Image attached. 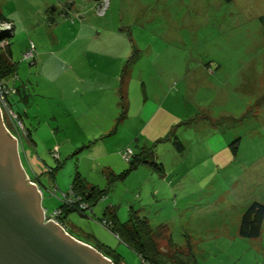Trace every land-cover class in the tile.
Wrapping results in <instances>:
<instances>
[{
  "label": "rangeland",
  "instance_id": "1",
  "mask_svg": "<svg viewBox=\"0 0 264 264\" xmlns=\"http://www.w3.org/2000/svg\"><path fill=\"white\" fill-rule=\"evenodd\" d=\"M0 11L15 26L9 38L17 65L15 81L30 82L26 93L32 106L27 113L14 116L16 102L24 106L15 94L13 110L0 117L7 139L18 144L24 185L31 182L23 170L31 178L35 175L34 163L25 159L28 140L23 129L40 140L35 157L56 169L54 181L49 173L39 175L38 182L34 178L42 189L36 190L40 207L48 216L62 214L58 207L76 173L101 190L109 188L96 205L89 208L84 202L89 209L70 213L63 223L58 220L66 235L100 245L105 249L97 247L102 256L118 258L115 264H142L123 237L103 225L104 211L112 208L121 224L135 215L148 223L158 251L156 264H264V224L257 239L239 236L248 207L264 206V0H0ZM83 25L91 26L92 33L78 40L75 31ZM82 45L110 48L104 54L113 62L110 73L103 75L92 64L91 79L113 78L125 65L119 76L137 85L144 80L153 102L168 97L164 122L173 121V114L181 117L174 128L158 134L162 143L152 144L153 162L164 166L163 177L142 165L109 185L105 169L112 167L120 176L130 168L121 155L138 153L133 118L105 138H87L85 133L79 139L85 128L72 106L88 114L101 92L83 74L76 95L70 97L72 87L61 85V99L42 70L50 55L66 67L75 64L84 52L57 56L58 51ZM30 47L35 56L26 60ZM132 93V103L144 99L141 90ZM59 124L64 134L54 132ZM174 136L183 144V153L172 146ZM140 140L143 145L145 138ZM129 141L131 149L114 154Z\"/></svg>",
  "mask_w": 264,
  "mask_h": 264
},
{
  "label": "crops",
  "instance_id": "2",
  "mask_svg": "<svg viewBox=\"0 0 264 264\" xmlns=\"http://www.w3.org/2000/svg\"><path fill=\"white\" fill-rule=\"evenodd\" d=\"M7 24L11 25L13 27V30H14L15 26H14L13 20L9 19V23H7ZM89 28H92V27L88 26V25H83L80 29H78V31H75L78 33V36L76 39L79 40L80 37H83L87 34L89 36L90 32L92 33V30ZM85 47L86 46H83V45L82 46H70V47L65 48L64 50L58 51L59 54H57V56H60L61 54H67V53L84 52V56L83 57L81 56V58L78 59L77 62L75 64H72L70 67H66L60 59H57V58L50 55L49 56L50 61L48 62L47 66H46L45 72L42 70V74H43L44 78L46 79L47 84L54 86L55 91L59 92V97L61 99L64 98V96L62 95L64 93H62V94L60 93V91L63 90L61 85L68 84L70 87H72L71 88L72 90H71L69 96L70 97L74 96L77 94L78 86L84 82V78H82L83 74L87 75L85 80L88 82H91V86L93 88H96L98 91L101 92V95L98 94L100 96L96 97L92 101L93 104L91 105L88 114L83 113L80 108H78L76 106H72V109L74 110V114L79 116V119L83 120L82 124H83V127L85 128L82 131L79 139H82V138L84 139L85 136H83V135L85 133L88 136L87 138H90V136L96 137L97 134L100 137L105 138L106 136H109L113 131H115V129L117 132L119 127H124L125 125H127V123L130 121V119L133 118L134 120H137V123L134 124V130L135 131L137 130L136 132H138L139 137L135 138L134 141L137 144L136 148L138 150V153L142 149L150 148L153 143L154 144L162 143L160 141L161 140L160 138L162 135H158V134H162L163 131L168 130L170 127L174 128V126L178 123V120L179 121L181 120V117L179 119L178 115L173 114V116L171 118V119H173V121L167 120L164 122L165 113L168 112V110L165 108V103L167 102L168 97L165 96L164 99L162 100V102L160 101V103H157L155 100L154 101L156 103L153 102V99L150 98L148 95V89L146 87L147 85H146V82L144 80H142L140 78V84L137 85V84L133 83L132 78H130V77H126V78L120 77L121 76L120 74L121 73L123 74L125 72V70H124L125 65L119 68L118 73H115L113 78H111V75H110L109 79H107V80H105V79L102 80L99 76L96 79H91L92 74H91L90 69L92 68V64L95 66V68L97 70H99V72L101 74L105 75L106 74L105 72L107 70L110 73V66H111V63H113V62L109 59V57H105V55H104L107 52V50L110 49L109 47L108 48L106 47V49H103V48L97 49V47H88L87 49H85ZM93 48H96V49H93ZM91 49H93V50H91ZM117 49L119 50L120 48H117ZM114 50L117 51L116 49H114ZM121 50L124 51L123 49H121ZM91 51L93 53L92 57L89 56V52H91ZM42 54H44V53H41L39 56H41ZM48 54H51V53H48ZM11 56H12V58L14 57L13 49H11ZM77 58H78V56H77ZM91 58L92 59L95 58L96 61L95 60L89 61L88 59H91ZM82 60H84V62H82ZM12 61H13V59H12ZM89 64H90V67H89ZM75 70H76V73L74 74ZM17 76H18V74L16 72L14 77H12L8 81H6V83L10 87L13 86L12 87L13 93H12L11 98L13 99L15 97L14 95L17 94L20 97L19 100L21 101V103L24 104V106H21V105L19 106L18 104H20V103L16 102L17 112H19L20 114L24 112L26 114L27 110L32 106V98H29V97H31V95L30 94L28 95L26 93L28 91L27 87H28L30 82L28 81V84H25L23 81H20V83L18 84L17 81H15V78ZM59 76H64V78L59 79L58 78ZM59 81H60V84H59ZM57 85L60 86V88L57 87ZM140 90H141V92H143L144 99L141 102L139 101L137 103V101L135 100V102L132 103V98H133L132 92L137 91L140 93ZM92 94H94V93H92ZM94 95H97V94H94ZM171 99H173V97H171ZM68 101L69 100H66V103ZM150 101L153 102V105L150 104L148 107L147 104ZM68 106H69V103H68ZM11 109L13 110L12 105H11ZM70 111H71V106H70ZM131 111H132L133 115L129 118V113ZM146 111L148 112V115L146 114ZM121 115L123 116L122 118H120ZM86 123L88 124V126ZM162 124H164L163 130H161V131L157 130V127L161 126ZM55 129L56 130H54V132L57 131V133H63L64 134V132H65V128L60 124L55 125ZM26 131H28V130H26ZM28 132L30 134V137H26V139L28 140V146H27V150L24 152V155H25V159L27 161L34 163V165L32 167V172L35 175V177L31 178L29 175H27L26 170H23V171H24L25 177L31 182V186H34V188L36 190L38 188L40 190H42L39 183H37L38 180H40L39 179L40 177L38 178V176L48 174L51 168L46 166L45 161H42V159L35 157V152H36L35 148H37V146L39 145L40 140L37 136L33 135L34 132H30V131H28ZM18 133L16 135L17 137L19 136ZM49 135L51 136V130L49 131ZM140 137L145 138V143L143 145L140 144L141 143ZM166 141H170V140L167 139ZM132 144H133V142L129 141L126 145L119 147L114 152V154H117L118 151L122 150L125 147H129L131 149ZM171 144H172V142H171ZM41 146L44 147L43 142L41 143ZM140 146H142V147H140ZM17 148H18V144H17ZM99 152H98V156L101 157V153H99ZM38 163L41 165V168L38 167ZM108 169L109 170L105 169L107 172V175L108 174L114 175L115 172L110 171V170H113L112 167H108ZM77 174H79V173H76V175ZM164 175H165V168L163 166V173L160 174V176L163 177ZM34 178L37 182L34 180ZM86 182L88 183L87 180H86ZM88 184H90V183H88ZM90 185H92V184H90ZM93 186H95V185H93ZM42 193H43V191H42ZM103 215H104V213H103ZM117 219H118V217H117ZM118 221H119V219H118ZM86 237L89 239L91 238L90 235H86ZM74 240L79 242L82 245L92 247L101 253V251L98 248L101 249L102 247L100 245H98L97 243H96L97 245H91L88 243L81 242L75 238H74ZM102 249H104V248H102Z\"/></svg>",
  "mask_w": 264,
  "mask_h": 264
},
{
  "label": "water",
  "instance_id": "3",
  "mask_svg": "<svg viewBox=\"0 0 264 264\" xmlns=\"http://www.w3.org/2000/svg\"><path fill=\"white\" fill-rule=\"evenodd\" d=\"M13 142L0 120V264H110L52 221L45 223L38 192L23 183Z\"/></svg>",
  "mask_w": 264,
  "mask_h": 264
},
{
  "label": "trees",
  "instance_id": "4",
  "mask_svg": "<svg viewBox=\"0 0 264 264\" xmlns=\"http://www.w3.org/2000/svg\"><path fill=\"white\" fill-rule=\"evenodd\" d=\"M9 23V19L4 16L0 11V25ZM12 27V26H11ZM13 36V27L11 28V33L0 32V43L7 40L8 45L6 48H0V83H3L5 87H10L6 81L14 77L17 71V65L13 63L11 56V45L9 38ZM12 97V94L10 95ZM7 96V102L11 107V97ZM17 118L21 117V114L17 112ZM123 116L121 115L120 118ZM25 137H30L28 131L24 130ZM172 145L174 149L178 153L184 152L183 144L178 140L177 137H172ZM155 146H152L148 149H142L139 153L133 154L127 163H129L130 168L123 172L120 176H115L113 174H108L109 185L114 182L116 177L118 179L126 178L130 173L136 171L140 166H150L153 170L158 172L159 174L163 173V166L157 165L153 162L155 155ZM154 149V150H153ZM122 156V155H121ZM60 165L58 164L57 168ZM56 169H50L49 174L54 178ZM54 181V179H53ZM70 193L67 196H73V200L75 203L72 205H65L61 203L59 206V210L62 211V214L59 216L58 220L63 223L64 217H67L70 213L73 212H81L82 210L79 208V205L82 203H86L89 208L96 205L99 201L106 197L109 188L105 190H101L96 186L90 185L86 182L84 178H82L79 174H77L73 180L71 185ZM108 219V220H106ZM102 222L106 223L107 229L112 232L118 234V237L125 240L128 243V246L134 251L140 258L142 263L146 264H156V256L158 254L157 246L153 240L152 232L148 223L145 220L140 219L136 215L130 221L124 223H120L117 219L116 211L107 208L103 215ZM264 224V206L260 204L253 203L248 207V209L244 212L241 218V224L239 228V236L245 239H257L261 236L262 229ZM126 243V244H127ZM101 250H105L102 249ZM110 254L115 256L113 251H108ZM105 258L112 261L115 264V261H118V258L113 261L109 255H103Z\"/></svg>",
  "mask_w": 264,
  "mask_h": 264
},
{
  "label": "built area",
  "instance_id": "5",
  "mask_svg": "<svg viewBox=\"0 0 264 264\" xmlns=\"http://www.w3.org/2000/svg\"><path fill=\"white\" fill-rule=\"evenodd\" d=\"M11 28L12 27L9 24H1L0 25V32L11 33ZM7 45H8V42H7V40H5V41L0 43V48L4 49V48H6ZM34 56H35L34 48L30 47V50L27 52L25 58H26V60H32L34 58ZM12 93H13L12 89H10L9 87H5L3 85V83H0V112L2 113V115H3V112H5L6 110L9 111L8 109L11 108L7 102L6 97L10 96ZM132 155H133L132 150H128L127 152L122 154V158L127 162L130 160ZM70 196H71V194H70ZM70 196L65 195L64 198L62 199L61 203H64L65 205L74 204L75 200H73V198H71ZM79 208L82 211L89 209L87 206L83 205V203L79 205ZM59 215H60L59 212H54L52 215L48 216L47 212L43 210V218H44V221L46 223L49 221H52L57 226H59V223H58ZM103 225L106 227L105 222H103ZM142 264H146V263L143 262Z\"/></svg>",
  "mask_w": 264,
  "mask_h": 264
},
{
  "label": "flooded vegetation",
  "instance_id": "6",
  "mask_svg": "<svg viewBox=\"0 0 264 264\" xmlns=\"http://www.w3.org/2000/svg\"><path fill=\"white\" fill-rule=\"evenodd\" d=\"M0 117H1V119L3 120V115H2V113L0 112Z\"/></svg>",
  "mask_w": 264,
  "mask_h": 264
},
{
  "label": "clouds",
  "instance_id": "7",
  "mask_svg": "<svg viewBox=\"0 0 264 264\" xmlns=\"http://www.w3.org/2000/svg\"><path fill=\"white\" fill-rule=\"evenodd\" d=\"M107 260H109V259H107ZM109 261H111V260H109Z\"/></svg>",
  "mask_w": 264,
  "mask_h": 264
}]
</instances>
